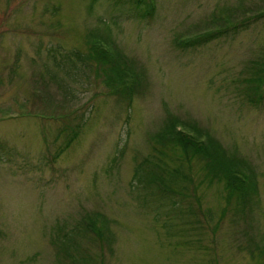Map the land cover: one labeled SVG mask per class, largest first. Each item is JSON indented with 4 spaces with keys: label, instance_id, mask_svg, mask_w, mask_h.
Segmentation results:
<instances>
[{
    "label": "rangeland",
    "instance_id": "obj_1",
    "mask_svg": "<svg viewBox=\"0 0 264 264\" xmlns=\"http://www.w3.org/2000/svg\"><path fill=\"white\" fill-rule=\"evenodd\" d=\"M114 1L0 0V264H264V0ZM175 121L243 183L172 149ZM151 156L184 167L176 208L134 181Z\"/></svg>",
    "mask_w": 264,
    "mask_h": 264
},
{
    "label": "trees",
    "instance_id": "obj_2",
    "mask_svg": "<svg viewBox=\"0 0 264 264\" xmlns=\"http://www.w3.org/2000/svg\"><path fill=\"white\" fill-rule=\"evenodd\" d=\"M114 3L118 6V8H124L127 6H130V12L131 14L139 19V20H145L147 18H150L155 15L156 13V8L153 5V2L151 3L150 6H148L143 0H115ZM147 17V18H146ZM113 24V22H111ZM109 40V39H107ZM107 42V44H110V42ZM110 41V40H109ZM209 42L208 38H196L194 39L190 44L184 45L180 44L177 48L180 49L181 51H189V50H197L203 47L206 43ZM98 48L96 49H101L98 53L103 56L102 60H105L108 63L109 68V74L108 77H113L114 75L112 74V63L109 58H111V50L104 47V46H97ZM109 52V55H108ZM106 55V57L104 55ZM74 56L78 59H82L83 61H95L94 59L89 58L90 56H82L78 53H75ZM64 57H66V60H69L71 58V54L67 53ZM60 62L57 63V66H59L61 69H65L64 66L66 65V62L61 59L58 60ZM77 61L78 60H74ZM247 101L252 105V106H259L262 101H264V95L261 96H253L249 93V88L247 91ZM181 121H175L172 124H170V132L174 133V138L169 139V142L171 144L172 149H182L186 152H191L196 156L203 157L204 160L209 163L211 166L210 169L212 171L211 174L214 175L215 178H225L231 185V187H234L235 185H239L240 183H243V181L240 179L238 176H229V170L228 166L225 164V160H223L221 157H218L216 154H213V158L208 154V149L206 146L203 144L200 146L196 141H194V138L186 134L184 131H173V126L175 124H181ZM175 127V126H174ZM78 136V133H74L73 136L70 138V141L68 142V146L72 145L73 141L76 139ZM11 153V150L8 147H1L0 146V163L4 162L7 156H9ZM120 154H122V151H120ZM154 156V155H153ZM149 157L148 159H145L142 163L138 164L136 167V174H135V179H139L142 183L141 187L144 188H151L154 189L155 192L157 191L160 193V199L163 202H168L170 207L176 208L179 206V203H182L181 200L176 199L177 197L175 193L173 194V190H179L180 185L184 184L188 181V177L185 174V170L183 165H178L174 169L168 168L167 164L164 163L163 159L160 158H155V157ZM113 161V160H112ZM111 161V162H112ZM113 166H117V163L114 161L112 162ZM178 188V189H177ZM183 190L185 188H182ZM154 192V193H155ZM237 194L239 196V201H240V211L244 212L247 206H250L254 204V192L251 190H245L244 186H241ZM194 215L193 213H191ZM68 243H66L67 245ZM68 247H73L72 244H68Z\"/></svg>",
    "mask_w": 264,
    "mask_h": 264
}]
</instances>
